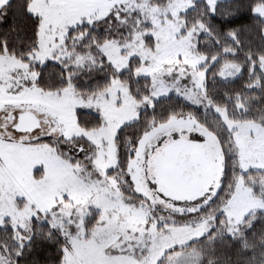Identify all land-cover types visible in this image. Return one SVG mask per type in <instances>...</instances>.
Returning a JSON list of instances; mask_svg holds the SVG:
<instances>
[{"label":"snow or ice","instance_id":"snow-or-ice-1","mask_svg":"<svg viewBox=\"0 0 264 264\" xmlns=\"http://www.w3.org/2000/svg\"><path fill=\"white\" fill-rule=\"evenodd\" d=\"M0 264H264V0H0Z\"/></svg>","mask_w":264,"mask_h":264}]
</instances>
